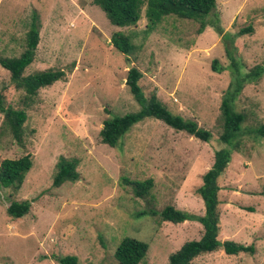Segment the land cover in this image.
I'll use <instances>...</instances> for the list:
<instances>
[{"label": "rangeland", "instance_id": "rangeland-1", "mask_svg": "<svg viewBox=\"0 0 264 264\" xmlns=\"http://www.w3.org/2000/svg\"><path fill=\"white\" fill-rule=\"evenodd\" d=\"M34 12L39 42L24 74L61 69L65 75L25 100L24 91L9 84V72L0 66L1 105L27 113L18 143L2 126L0 110V161L25 154L32 160L18 190L0 187V264H59L56 257L64 255H75L80 264H119L114 251L127 236L149 245L139 264H168L169 255L185 241L201 236L202 225L172 223L148 211L171 204L203 214L196 189L214 150L229 148L219 140L220 104L236 73L233 61L241 74L264 64V0H217L200 33V20L175 15L163 17L146 33L145 6L135 25L117 26L92 0H0L3 56L23 51ZM248 25L251 32L236 35ZM117 31L131 38L134 49L128 56L110 42ZM214 58L220 72L211 68ZM127 60L142 72L139 85L145 97L155 92L172 113L209 130L210 140L146 117L115 147L103 143L99 130L104 119L140 107L126 85ZM233 105L245 119L239 147L219 178L218 239L252 244L255 251L226 254L220 247L190 264H264V138L255 133L264 123V74L245 82ZM59 156L76 164L79 178L55 187ZM123 177L151 178L153 186L145 198L136 197ZM25 199L31 201L27 214H7L11 201Z\"/></svg>", "mask_w": 264, "mask_h": 264}, {"label": "trees", "instance_id": "trees-1", "mask_svg": "<svg viewBox=\"0 0 264 264\" xmlns=\"http://www.w3.org/2000/svg\"><path fill=\"white\" fill-rule=\"evenodd\" d=\"M217 0H92L106 15L108 20L117 26L135 25L141 18L142 7L145 6L146 25L145 31H153L157 24L167 15H175L180 18L200 20L198 32H202L207 22L204 18L215 8ZM218 19H215L217 22ZM219 23L211 24L215 30L226 37L228 33H222ZM40 21L37 13H33L25 35V45L23 51L18 56H3L0 53V66L6 69L10 75V85L24 91L25 100L34 97L41 87L49 86L55 81L62 79L65 72L61 69L37 70L29 74H24L25 69L33 62L35 51L39 42ZM252 26L241 27L236 35L251 32ZM110 42L112 46L124 55H130L134 49L131 38L128 34L117 31L111 34ZM228 47V46H227ZM226 51L229 53L228 48ZM230 49V48H229ZM233 80L221 98L220 112L222 118V130L219 140L227 147L214 150L213 162L211 166L202 174V183L197 187L196 192L201 197L204 204L203 214H195L186 210L176 208L171 204L165 205L160 211L150 209L151 215L159 214L160 218L172 223H181L186 220L198 221L202 225V234L198 239L185 241L175 252L169 255L168 264H190L199 254L211 252L222 247L226 254H238L240 252L254 253L252 244L246 245L232 240L218 239L219 231V178L224 173L227 164L231 159L233 150L238 149V135L241 130L245 115L235 110L234 99L239 95L245 82L256 81L264 74V64H257L249 71L241 74L235 61H233ZM213 71L220 72L222 67L217 59L211 63ZM142 72L131 66L127 70L126 85L136 102L140 105L134 112L125 113L120 116L106 118L103 126L99 130L101 141L111 147H115L120 138L130 129L132 125L146 117H153L161 120L169 127L184 131L202 141L208 142L211 132L197 124L193 119H184L178 114L172 113L166 105L157 97L155 92L145 97L139 80ZM0 110L4 113L2 126L7 129L13 138L22 143L24 133V122L27 119L25 109H15L11 106L3 107ZM255 133L264 138V123L255 128ZM32 166L30 154H25L19 158H4L0 161V187L13 188L18 190L23 183L26 173ZM56 171L52 178V185L60 186L66 181L74 182L79 178L76 164L59 156L56 164ZM125 184L131 186L136 197L145 198L152 186L153 179L144 180L126 177L122 179ZM264 196V186L261 190ZM31 206L30 200L11 201L6 212L9 216L20 218L28 213ZM247 209V208H246ZM253 211V209H247ZM148 243L132 237H123L118 243L114 257L119 264H139L146 256ZM59 264H80L75 255L57 256Z\"/></svg>", "mask_w": 264, "mask_h": 264}, {"label": "water", "instance_id": "water-1", "mask_svg": "<svg viewBox=\"0 0 264 264\" xmlns=\"http://www.w3.org/2000/svg\"><path fill=\"white\" fill-rule=\"evenodd\" d=\"M131 62L129 61V60H127V66H128V69H130L131 68Z\"/></svg>", "mask_w": 264, "mask_h": 264}]
</instances>
